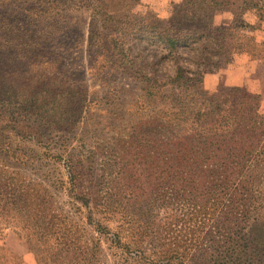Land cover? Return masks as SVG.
Here are the masks:
<instances>
[{"label": "rangeland", "instance_id": "1", "mask_svg": "<svg viewBox=\"0 0 264 264\" xmlns=\"http://www.w3.org/2000/svg\"><path fill=\"white\" fill-rule=\"evenodd\" d=\"M22 1L0 7L8 22L17 10L34 6ZM188 1L55 0L57 13L32 18L18 40L12 30L0 29V46L17 54L8 63L0 103V176L38 189L42 208L75 238L73 253L48 254L52 241L37 250L17 225L15 211L0 210V264H264V258L249 263L245 256H230L211 239L215 234H205L217 226L212 212L219 210L213 198L202 208L209 177L157 167V150L164 157L173 145L168 133L157 134V124L168 118L177 90L168 85L155 96L145 93L154 91L149 78L163 80L174 70L151 28L171 16L184 17L176 26L197 25L203 19L187 17L188 10H198ZM239 4L230 0L216 11L207 6L206 14L214 11L209 24L230 36L221 40L222 65L199 69L210 96L231 100L229 92L240 88L256 103L246 113L257 125L264 122V20L248 9L244 26L232 34ZM116 36L122 52L111 47ZM178 55L192 68L189 60L196 61L198 53ZM76 93L83 96L79 107ZM251 172L256 204L264 209V165ZM177 180L198 188L194 218L186 217L181 201L161 198Z\"/></svg>", "mask_w": 264, "mask_h": 264}, {"label": "trees", "instance_id": "2", "mask_svg": "<svg viewBox=\"0 0 264 264\" xmlns=\"http://www.w3.org/2000/svg\"><path fill=\"white\" fill-rule=\"evenodd\" d=\"M8 1L0 0V7H4ZM31 1L34 6L22 11L17 10L16 17L10 22L5 19V13H0V29L4 32L12 30L11 38L14 40L21 37L22 31H29L26 26L32 24V18L50 19L57 13L54 10L55 0L22 2ZM229 1L190 0L188 3L198 8L194 13L193 10L185 9L187 3L182 2L180 7L181 10H188L187 17L194 21L198 18L203 19L197 25L176 26V23L185 19L183 16L181 18L171 16L159 21V25L152 28L149 26L154 32L153 34L149 32L151 37L163 45L167 57L174 65V70L172 75L163 80L149 78L146 83H152L154 91L145 93L155 96L168 85L171 86V90H177L175 98L170 101L168 118L161 119L157 124V134L168 133L169 142H173L172 149L166 151L164 157L161 156L160 150H157V167L166 165L167 170H173L174 173L209 177L208 186L205 185L202 192L204 206L202 208H206L208 201L213 198L214 201H218L219 210L218 215L212 212L217 226L214 229L208 228L205 234H215L211 239L220 242V247L226 248L230 256L236 255L238 259L245 256L249 263H262L264 209L256 204L258 196L253 189L255 177L251 170L254 168L260 170L264 165V122L262 123L263 120L260 119L256 125L249 121V118H252L246 111L254 112L257 104L251 105V101H247V97L239 92L240 88H234L229 92L231 100L227 97L221 100L218 96H210L203 86V77L199 69L204 66L217 67L219 66L217 63L223 60L221 52L225 46L221 40L230 36V33L227 35L220 27L211 26L208 21L214 11L208 15L206 10L209 4L216 6L215 11L222 10L224 5H229ZM248 9H254L257 19L264 20V0H240L233 14L230 28L232 34H238L239 26H244L242 18ZM118 39L119 36L110 39L111 47L122 52L125 49L114 42ZM180 50L198 53L196 61L189 60L192 68L180 61L178 55ZM16 55L9 48L0 46V103L5 99L4 75L7 74L12 56ZM112 64L113 61H110L108 66ZM76 96L73 98L79 107L83 102L80 97L83 96L77 93ZM244 117H247L246 120ZM253 147H257L256 154L249 153V149ZM222 153L224 155L221 156ZM171 186L169 195L161 193V198L165 197L164 201H181L186 209V217H196L198 212L193 208V201L199 195L198 188L193 184H181L179 180L171 182ZM38 193L39 190L34 186L29 188L24 183H11L10 177L0 176V210L6 214L10 210L15 211L19 216L17 225L24 229L27 241L42 251L45 248L40 247V244L52 241L46 248L48 254L73 253L75 238L69 230H65V227L56 224L55 214L42 208ZM6 223L11 222L8 220ZM94 225L99 231L101 225L99 223ZM143 264L147 262L144 261Z\"/></svg>", "mask_w": 264, "mask_h": 264}]
</instances>
